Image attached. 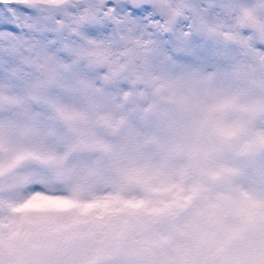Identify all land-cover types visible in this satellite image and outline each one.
<instances>
[{
	"label": "snow or ice",
	"instance_id": "snow-or-ice-1",
	"mask_svg": "<svg viewBox=\"0 0 264 264\" xmlns=\"http://www.w3.org/2000/svg\"><path fill=\"white\" fill-rule=\"evenodd\" d=\"M0 264H264V0H0Z\"/></svg>",
	"mask_w": 264,
	"mask_h": 264
}]
</instances>
